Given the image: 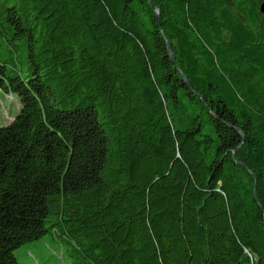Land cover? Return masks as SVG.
<instances>
[{
    "label": "trees",
    "instance_id": "1",
    "mask_svg": "<svg viewBox=\"0 0 264 264\" xmlns=\"http://www.w3.org/2000/svg\"><path fill=\"white\" fill-rule=\"evenodd\" d=\"M0 264H264V0H0Z\"/></svg>",
    "mask_w": 264,
    "mask_h": 264
},
{
    "label": "rangeland",
    "instance_id": "2",
    "mask_svg": "<svg viewBox=\"0 0 264 264\" xmlns=\"http://www.w3.org/2000/svg\"><path fill=\"white\" fill-rule=\"evenodd\" d=\"M20 105L16 94L0 90V126L12 121ZM15 251L21 264H73L66 247L51 232L22 244Z\"/></svg>",
    "mask_w": 264,
    "mask_h": 264
}]
</instances>
